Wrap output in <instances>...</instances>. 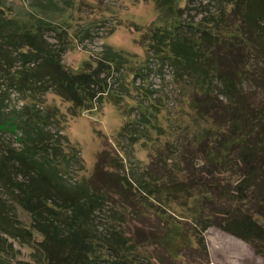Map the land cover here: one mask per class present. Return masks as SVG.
Returning <instances> with one entry per match:
<instances>
[{
  "label": "rangeland",
  "instance_id": "374dc122",
  "mask_svg": "<svg viewBox=\"0 0 264 264\" xmlns=\"http://www.w3.org/2000/svg\"><path fill=\"white\" fill-rule=\"evenodd\" d=\"M55 1L58 9L41 16L54 28L42 32L53 44H57L58 37L63 41L58 46L64 44L61 62L65 67L75 72L89 68L106 46L128 57L122 67H114L107 80L108 94L117 96L119 103L103 94L93 109L74 113L71 103L60 96L52 92L43 96V107L52 109V122L57 124L50 131L63 137L61 151L65 158L82 164V169L70 172L73 180L91 175L100 152H106L104 158L110 160L105 172H112L119 193L112 197L113 204L106 205L98 229L105 234L104 230L109 233L112 227L119 226L112 233L124 238H131L130 234L146 238V250L134 251L136 259L139 254L149 256L146 264H264L249 243L216 225L204 231L198 225L206 215H211L215 223L224 218L225 212L228 218L246 214L238 207L244 201H237L233 191L241 176L233 160H255L258 153L242 155L245 147H239L237 142L242 133L241 121L225 112L228 100L216 88L208 91L194 74L175 69L166 61L168 48L159 45L154 49L151 43L152 31L172 25L177 15L183 24V35L195 36L199 33L196 27L204 28L203 21L218 13L225 2L178 0L176 4L182 8L163 16L153 0ZM32 5L33 0H0V8L8 17L30 18L29 13H36ZM198 21L200 26L188 24ZM226 34L230 36L223 33L222 37ZM222 64L228 69L226 60ZM263 64L262 57L260 65ZM244 66L247 72L251 65ZM242 81L243 102L255 108L263 105L264 78ZM10 98L8 109L23 103L15 91ZM1 136L7 139L10 135ZM260 148L264 155V145L256 149ZM224 156L230 160L227 164L214 163ZM104 174L107 177L108 173ZM190 176L215 181L223 196L218 192L217 196L209 195L204 189L202 193L207 195L201 204L199 187H188L186 180ZM180 184L188 190L179 188ZM17 217L26 225L30 222L23 209H18ZM254 218L264 222V217ZM199 234L205 245L199 243ZM10 241L14 264H41L33 254V243ZM173 241L176 253L171 255L164 245Z\"/></svg>",
  "mask_w": 264,
  "mask_h": 264
},
{
  "label": "trees",
  "instance_id": "16d2710c",
  "mask_svg": "<svg viewBox=\"0 0 264 264\" xmlns=\"http://www.w3.org/2000/svg\"><path fill=\"white\" fill-rule=\"evenodd\" d=\"M153 1L163 16L182 8L176 4L178 0ZM222 1L225 3L218 13L203 21L204 28L196 27L200 26L199 21L188 22L199 29L195 36L183 35V24L177 15L172 25L152 31L151 43L154 49L159 45L168 48L166 61L175 69L194 74L208 91L216 88L228 100L225 112L241 121L242 133L237 142L239 147H245L242 155L258 153L255 160H233L241 175L233 191L237 201H244L238 207L246 214L228 218L225 212L224 218L215 223L211 222V215H206V220H198V225L200 231L216 225L249 243L264 259V222L254 218L264 217V155L261 148L256 149L264 145V104L258 102L255 108L241 98L243 79L264 78V64L260 65L264 59V0ZM32 6L37 14L29 13L30 18L8 17L0 8V264H14L10 240L33 243V254L41 264H146L147 254L134 258L136 249L146 250V238L141 239L138 234L124 238L112 233L119 226L112 227L109 233L104 230L105 234L98 229L106 205L113 204L112 197L119 193L112 172H105L110 161L104 158L106 152L99 153L88 178L73 180L70 172L82 169V164L65 158L61 151L63 137L50 131L55 127L52 109L43 107L47 92L69 101L74 113L93 109L105 95L119 103L117 96L108 94L107 80L114 67H122L128 57L106 46L89 68L69 70L61 62L64 44H58L63 41L58 37L57 44H53L42 32L54 28L41 16L49 15L50 10L55 12L57 2L33 0ZM206 31L213 36L206 35ZM223 33L230 36L222 37ZM224 60L230 65L228 69L222 64ZM245 63L251 65L247 72ZM12 91L20 95L23 103L19 108L8 109ZM3 133L10 136L3 139ZM225 157L214 163L227 164L230 160ZM104 173H108L107 177ZM186 181L188 187L198 186L201 193L205 189L209 195L224 194L215 181L192 176ZM182 185L185 184L178 187L188 190ZM206 195L201 194V204ZM19 208L28 213V225L17 217ZM36 236H40L39 241ZM198 241L205 245L201 234ZM175 244L173 241L164 245L171 255L176 253Z\"/></svg>",
  "mask_w": 264,
  "mask_h": 264
}]
</instances>
